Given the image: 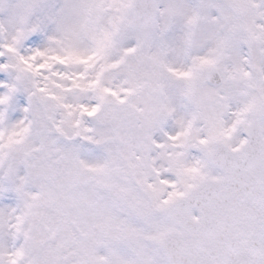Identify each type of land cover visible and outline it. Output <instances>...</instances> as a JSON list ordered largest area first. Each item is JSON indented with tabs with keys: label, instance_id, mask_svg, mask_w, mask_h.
I'll return each instance as SVG.
<instances>
[{
	"label": "snow or ice",
	"instance_id": "obj_1",
	"mask_svg": "<svg viewBox=\"0 0 264 264\" xmlns=\"http://www.w3.org/2000/svg\"><path fill=\"white\" fill-rule=\"evenodd\" d=\"M0 264H264V0H0Z\"/></svg>",
	"mask_w": 264,
	"mask_h": 264
}]
</instances>
